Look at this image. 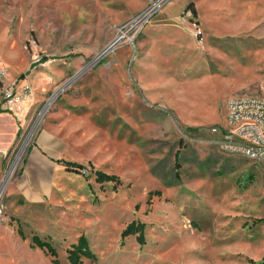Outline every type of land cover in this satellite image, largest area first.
I'll use <instances>...</instances> for the list:
<instances>
[{"label":"rangeland","instance_id":"rangeland-1","mask_svg":"<svg viewBox=\"0 0 264 264\" xmlns=\"http://www.w3.org/2000/svg\"><path fill=\"white\" fill-rule=\"evenodd\" d=\"M1 69L32 96L0 116V264H53L35 234L59 264L81 235L83 264H264V160L212 130L261 94L264 0H0Z\"/></svg>","mask_w":264,"mask_h":264},{"label":"built area","instance_id":"built-area-1","mask_svg":"<svg viewBox=\"0 0 264 264\" xmlns=\"http://www.w3.org/2000/svg\"><path fill=\"white\" fill-rule=\"evenodd\" d=\"M149 9L142 19L150 17ZM0 72H3L1 69ZM261 94H244L227 100L226 123L223 128L213 127L215 142L225 152L238 154L246 158L264 160V79L260 83ZM32 96V86L27 78L14 80L0 93V116L14 110L16 115L26 113V103ZM18 106H21L18 109ZM17 107L18 111L15 110ZM7 151L0 143V156Z\"/></svg>","mask_w":264,"mask_h":264},{"label":"trees","instance_id":"trees-1","mask_svg":"<svg viewBox=\"0 0 264 264\" xmlns=\"http://www.w3.org/2000/svg\"><path fill=\"white\" fill-rule=\"evenodd\" d=\"M189 9L192 10V12L196 13V8H194L193 3H191L188 6ZM63 165L66 166L67 169H75L79 170L83 167L82 164H79L74 161L70 160H62ZM96 179L99 182L104 181H117L119 182V177L115 174H109L102 170H96ZM144 222H137L133 221L127 225V227L123 230L122 235L126 236L129 234H138V239L140 242H144ZM19 234L23 237V231L21 228L18 230ZM31 245L33 247H39L44 252L51 257V261L53 264H59L60 260L58 258V252L56 247L52 244L51 241L47 239L41 238L39 235L35 234L32 237V243ZM94 256L93 251L90 249L89 243L85 235H81L79 237V240L77 243H73L70 248H68V258L69 261L72 264H83V257H89L92 258Z\"/></svg>","mask_w":264,"mask_h":264},{"label":"bare ground","instance_id":"bare-ground-1","mask_svg":"<svg viewBox=\"0 0 264 264\" xmlns=\"http://www.w3.org/2000/svg\"><path fill=\"white\" fill-rule=\"evenodd\" d=\"M106 51H107V50H106ZM102 53H104V51H103ZM3 185H4V184H2L1 187H0V193H1L2 189H3V187H4Z\"/></svg>","mask_w":264,"mask_h":264},{"label":"water","instance_id":"water-1","mask_svg":"<svg viewBox=\"0 0 264 264\" xmlns=\"http://www.w3.org/2000/svg\"><path fill=\"white\" fill-rule=\"evenodd\" d=\"M114 43H115V41H114ZM111 46H112V45H110L109 48H110ZM104 51H105V50H104Z\"/></svg>","mask_w":264,"mask_h":264}]
</instances>
